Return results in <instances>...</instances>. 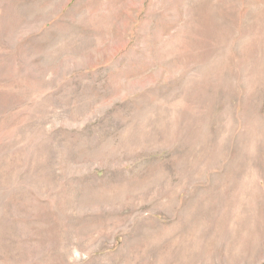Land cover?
Returning <instances> with one entry per match:
<instances>
[{"label":"rangeland","instance_id":"374dc122","mask_svg":"<svg viewBox=\"0 0 264 264\" xmlns=\"http://www.w3.org/2000/svg\"><path fill=\"white\" fill-rule=\"evenodd\" d=\"M0 264H264V0H0Z\"/></svg>","mask_w":264,"mask_h":264}]
</instances>
